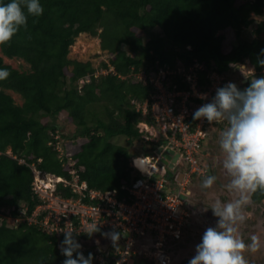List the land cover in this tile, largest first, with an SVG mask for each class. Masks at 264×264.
I'll return each instance as SVG.
<instances>
[{
	"label": "trees",
	"instance_id": "obj_1",
	"mask_svg": "<svg viewBox=\"0 0 264 264\" xmlns=\"http://www.w3.org/2000/svg\"><path fill=\"white\" fill-rule=\"evenodd\" d=\"M9 2L0 0V4ZM39 3L43 14L29 16L27 27H22L10 42L0 45V69L10 73L0 80V264H62L66 258L60 251L64 233L50 232L38 222L27 221L42 203L33 186L36 170L66 181L57 182L53 190L62 198L79 196L71 185L77 175L78 181H84L90 189L114 193L120 201L132 200L128 188L134 180L147 175L131 166V158L139 157L146 144L144 156L165 144L147 139L137 126L138 122H145L159 127L151 115L152 95L157 91L149 81L153 72L170 71L164 80L168 90H189L184 73L195 64L201 66L195 69L199 91L210 86L208 74L212 71L241 90L248 87L251 79L264 76V66L258 63V59H264L260 54L264 49V0ZM246 32H250V38L245 37ZM84 33L98 38L100 49L109 56L98 69L90 61L68 57L75 38ZM144 34L148 35L147 40L143 39ZM3 57L22 59L29 68H14ZM110 67L112 70L108 71ZM234 68L238 69L233 71ZM6 90L18 93L22 103H15ZM214 95L215 92L204 102H210ZM60 112H65L67 120L77 127L78 135L64 134L54 120ZM194 124L192 118L191 127ZM227 126L226 120L207 124L208 136ZM171 134L167 130L166 136ZM119 135L125 136L128 143L137 141L139 145L130 148L113 143L111 138ZM212 168L202 176L194 173L193 179H206L215 172ZM175 176L166 175L170 184H175ZM194 192L197 193L196 189ZM249 197L247 209L263 208L264 224V192L257 190ZM201 201V197L194 198L192 205L196 207ZM83 202L96 204L98 200L85 196ZM44 214L41 211L37 219ZM188 225L182 227L180 237L188 231L193 233ZM98 229L91 236L84 231L73 233L81 245L79 251L85 258L92 255L91 264H116L119 243L124 238L113 228ZM111 232L120 234L115 247L105 235ZM180 237L171 239L172 246L163 244L170 258L188 243ZM143 250L134 244L128 262L123 264H152ZM258 251L254 252V261L245 258L247 264L260 262ZM189 260L176 264H188Z\"/></svg>",
	"mask_w": 264,
	"mask_h": 264
},
{
	"label": "built area",
	"instance_id": "obj_2",
	"mask_svg": "<svg viewBox=\"0 0 264 264\" xmlns=\"http://www.w3.org/2000/svg\"><path fill=\"white\" fill-rule=\"evenodd\" d=\"M197 67L201 66L195 64L184 73L190 83L189 90H168L164 85L166 74L170 73L168 70L159 69L149 75V81L157 90L152 95L151 115L160 124V130L165 136L167 130H171V136H166L167 142L171 143L174 151L179 154L177 160L181 158L186 166L176 191L168 190L166 178H152V174L160 171L159 154H156L155 158L144 157L152 163L151 169L146 172L135 166L132 159L131 165L147 177L137 178L128 188L132 197L130 202L118 200L114 193L88 188L84 181H78L77 175L73 176L71 184L74 191L79 194L77 198H62L55 195L53 193L55 184L57 182L66 184V181L53 176L51 177L55 182L49 194L40 196L38 189L45 188L37 183L36 172L38 176L42 172L36 170L33 186L42 203L35 207L27 221L38 222L45 230L57 233H64V230L70 226L76 230L74 233H79L86 230L89 225L97 223L99 228L110 227L120 231L124 238L123 242L119 243L123 248H119L120 257L116 264L128 262L137 238H143L144 242L150 239V248L144 250V255L152 259V264H171L163 244L168 238L179 237L182 227L190 220V213L183 207L182 195L189 194L187 184L194 173L203 175L206 172V168L201 165L203 156L201 148L209 122L201 118L195 120V124L191 127V119L193 113L205 104L204 101L221 84H224L222 77L212 71L208 74L211 80L210 86L204 91L197 90L195 74ZM190 98H198L201 101L197 103ZM145 109L146 106L143 110ZM85 196L91 199L97 198L98 203L83 202ZM53 204L59 205V208L54 207L56 205ZM38 207L43 209L41 211H45L40 219H37L41 212Z\"/></svg>",
	"mask_w": 264,
	"mask_h": 264
},
{
	"label": "clouds",
	"instance_id": "obj_3",
	"mask_svg": "<svg viewBox=\"0 0 264 264\" xmlns=\"http://www.w3.org/2000/svg\"><path fill=\"white\" fill-rule=\"evenodd\" d=\"M43 11L44 9L39 3V0H11L9 3L0 4V45L10 42L12 37L22 27L26 28L29 16L39 17L43 14ZM260 54L264 55V49H261ZM258 63L264 66V59H258ZM9 75L10 73L7 69H0V80L6 79ZM220 76L222 77V75ZM222 81L224 84L221 85L224 86L221 87L220 85L216 89L212 100L201 105L193 113V119L199 120L205 118L210 124L212 122L220 123L224 120L227 121L228 126L220 136L219 146L224 153L223 168L232 177L227 187L238 191L240 198L234 202H228L223 208L220 207L219 201L211 206L213 215L218 217L217 226L208 227L204 231L201 242L196 245L195 255L188 261V264H247L243 253L246 250L255 252L258 247L257 237L255 236L251 238L252 243L246 245L238 237L235 225L237 222H243L245 219L241 213V209L249 202L250 197L248 194L255 193L257 190L264 192V76L251 79L248 87L243 90L239 89L236 84L230 81H224L223 77ZM226 82L229 83L226 84ZM143 112L145 111L143 110ZM157 130L163 134L160 130V124ZM210 136H208L207 131V135L202 141V148H207V151H213V149L206 147L209 144L206 140ZM167 143L160 146H164ZM202 148V157H214L211 154H205L206 151H203ZM155 151L149 156H153ZM134 158H131L130 164ZM176 162L172 168L176 166ZM162 166L160 165V171ZM202 166L205 167L207 165ZM184 170L180 172V177L176 178L177 174L175 176L174 182L177 188H170L168 186L169 180L166 178L168 190L176 191L178 189ZM209 172V168H206V172L203 175L209 174ZM191 180H194L193 175L187 184L189 194H183L182 198L184 199L183 207L189 205L192 209L193 194L196 188L192 189L189 187L192 182ZM215 180V176L209 175L203 180L202 187H211ZM195 208L194 210L186 209L191 215L190 220L186 224L196 222L195 218L199 217H193V213L196 212ZM198 219L201 224L206 222L200 217ZM75 231L71 226L64 230V239L61 241L60 251L66 258L62 264H91L92 255L89 254L85 258L83 253L79 251L81 245L73 235ZM97 231H99L97 223L89 225L84 230L89 236ZM105 235L110 238L115 247L120 238V234L111 232L105 233ZM164 251L167 253L166 250ZM73 253H75V258L73 257ZM167 256L170 262L168 253Z\"/></svg>",
	"mask_w": 264,
	"mask_h": 264
},
{
	"label": "rangeland",
	"instance_id": "obj_4",
	"mask_svg": "<svg viewBox=\"0 0 264 264\" xmlns=\"http://www.w3.org/2000/svg\"><path fill=\"white\" fill-rule=\"evenodd\" d=\"M154 30L156 32L160 31L158 28H155ZM250 36H251L250 32L245 33V37L250 38ZM143 39L147 40L148 35L144 34ZM68 57L71 59H75V60H79V61H83V62L90 61L92 66L96 69L100 68L101 62H106L109 58L107 52L100 49L99 39L96 37L90 36L87 33L79 34L75 38L73 45L70 47ZM3 61L7 64H10L12 67L19 69V70H28V68H29V64H27L25 61H23L22 59H19V58L8 59V58L3 57ZM237 69L238 68H234L233 71H235ZM109 70H112V68L110 67L108 69V71ZM103 72L106 73L105 70H103ZM250 74H251V71L246 73L247 76ZM82 81L83 80H81L80 83ZM227 83H229V82H226V84ZM6 92L9 93L13 97L15 103H17V104L22 103V98L18 93H15L11 90H6ZM138 107L139 106L137 104L136 108H138ZM142 109H144V108L142 107ZM54 120L58 125H60V127L63 129L64 134L67 137H70L73 134H76V135L79 134L77 127L73 123H71L67 120L65 112H60ZM137 126H138L139 130L143 132L144 137H146L147 139H150L153 141L158 140L161 143L167 142L164 138V135L161 132H159L156 128H154L150 125H147L144 122H138ZM222 132L223 131L218 132V134L217 133L212 134L210 136V138L208 140H206L210 144L209 146L207 145V147H209L210 149H213L214 154H212V155L214 157L208 156L205 158L204 157L201 158L203 163H205V164L211 163V165L214 167L215 172L212 173V176L216 177L215 182L213 183V185L211 187L204 189V187H202L203 180H200L198 177H195L194 180H192L191 184L189 185V187H191L192 189L196 188V192L199 193L201 200H202L201 201L202 203L200 204L202 207L201 210L206 212V214L210 218V220L204 222L203 224H201L197 221L189 223V225L187 226L188 230L192 229L194 231L192 234L188 231L187 233H185L183 235V237L181 236L179 238L180 240H183V239L187 240L188 243H186L184 247L178 249L177 252H175L174 256H172L170 258L171 264H176V263H178L184 259L189 260V259L193 258V256L195 255L196 245L201 242V237H202L204 231L208 227L217 226L218 217H215L213 215V212L211 209V206L214 204V202L219 201L220 207L223 208V206L226 205L228 202H234L235 200L240 198V193L238 191H236L234 189H230L229 187H227V185L230 184L232 177L223 168L224 153L222 152V150L220 149V146H219V139H220ZM60 141L62 142L63 140L60 139ZM60 141H59V143H60ZM111 141L113 143H118V144H122L125 146H129L130 148H134V147L139 145V143L137 141L132 142L131 144L128 143L126 137L120 136V135L119 136H113L111 138ZM59 146H60V144H59ZM153 147L155 148V146H153ZM147 148H148L147 144L142 147L143 150H141V152L139 153V155L141 157L144 156L143 152ZM8 152H9V150H8ZM185 168L186 167H185L182 159L179 158V160L176 162V166L174 168H169L168 166L163 165L161 167V171L159 173H155L152 176V178H160V177L167 178L166 175H168V174H172L175 176L176 174L178 175L180 172H182ZM35 178H38L37 183H39V185L43 186L45 189L49 188V190L38 189V192H40V196L48 195L49 194L48 192L51 190L50 188L53 187V185H54L53 183L55 182V180L49 174H45V173H42L38 176L37 172H36ZM176 178H177V176H176ZM170 183L171 182L169 181V184ZM170 188H177V186H176V184L173 183V184H170ZM205 204H208V206H206ZM247 204H249V202ZM247 204L244 205L241 209V213L245 217L244 221L243 222H237V224L235 225V227L237 228V235L239 238H241L245 242L246 245L252 243L251 238L253 236L257 237V241H258L257 250H259L258 251V254H259L258 260L260 259V262H257L254 264H264V224H263V221L261 219V210L263 208L257 209L256 211H253V210L247 209V207H246ZM54 205H56V204H53V206ZM204 206H205V208H204ZM54 207L59 208V205H56ZM190 207L191 206H189V205L184 206V208L187 210H190L191 209ZM198 207H199V205H197L195 208L196 212H197ZM38 208H39V211L43 210L41 207H38ZM248 208H251V207H248ZM171 239H174V238H168V240H166L167 242H165L164 244L171 245V246L174 245L173 240H171ZM121 240H123V239H121ZM135 242H136L135 244H139L141 246V248H143L144 250H146L147 248H150L149 247L151 244L150 239H148L144 242L143 238H137L135 240ZM145 253H146V251H145ZM243 255L245 256V258H249L253 261L257 257L256 254L250 250H246L243 253ZM251 264H253V263H251Z\"/></svg>",
	"mask_w": 264,
	"mask_h": 264
},
{
	"label": "water",
	"instance_id": "obj_5",
	"mask_svg": "<svg viewBox=\"0 0 264 264\" xmlns=\"http://www.w3.org/2000/svg\"><path fill=\"white\" fill-rule=\"evenodd\" d=\"M156 154L160 155V165H168L170 168H172L179 155L177 152L174 151L171 143H167L165 147L159 146L156 149L155 154H153V158L156 157ZM119 247L122 249L123 245L120 244ZM103 264H105V262H103Z\"/></svg>",
	"mask_w": 264,
	"mask_h": 264
},
{
	"label": "crops",
	"instance_id": "obj_6",
	"mask_svg": "<svg viewBox=\"0 0 264 264\" xmlns=\"http://www.w3.org/2000/svg\"><path fill=\"white\" fill-rule=\"evenodd\" d=\"M209 152H210V153H209ZM205 154H208V155L211 154V155H212V154H214V153H213V151L211 150V151H206ZM212 156H213V155H212ZM209 164H210V165L205 166V167H206V168H209V167L212 168L213 166L211 165V163H209ZM212 169H214V167H213ZM180 174H181V173H179V174L177 175V177L181 176ZM190 184H191V183H190ZM168 186L170 187V184H169ZM193 197L196 198V199H198V198L200 197V195H199V193L197 194V193L194 192ZM192 206H193V208H194V204H193ZM201 208H202L201 206L198 207L197 212L193 213V217H194V216H199L201 219H203V220H205V221H208V220H209V217L207 216V214H206L205 211H202V210H201ZM204 208H205V206H204ZM194 218H195V217H194ZM195 219H196L197 222L200 223V221H199L198 218H195Z\"/></svg>",
	"mask_w": 264,
	"mask_h": 264
},
{
	"label": "bare ground",
	"instance_id": "obj_7",
	"mask_svg": "<svg viewBox=\"0 0 264 264\" xmlns=\"http://www.w3.org/2000/svg\"><path fill=\"white\" fill-rule=\"evenodd\" d=\"M133 162H134L135 166H138L143 172L149 171L152 167L151 161L145 160L141 156L134 158Z\"/></svg>",
	"mask_w": 264,
	"mask_h": 264
}]
</instances>
